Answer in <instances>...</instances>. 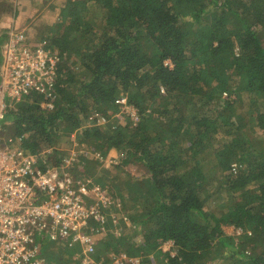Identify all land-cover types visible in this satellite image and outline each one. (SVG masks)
Returning <instances> with one entry per match:
<instances>
[{"label":"trees","instance_id":"obj_1","mask_svg":"<svg viewBox=\"0 0 264 264\" xmlns=\"http://www.w3.org/2000/svg\"><path fill=\"white\" fill-rule=\"evenodd\" d=\"M53 11L45 47L60 58L54 107L30 93L3 127L31 154L49 149L40 163L58 165L66 152L57 145L73 133L100 161L123 156L78 174L120 199L139 235L118 218L121 233L97 238L95 258L125 251L157 264H264V0H68ZM122 96L137 121L115 117ZM93 113L107 122L84 125ZM130 162L146 174L120 176ZM227 224L242 233L225 236ZM169 240L174 254L162 250ZM42 253L48 264L74 260L66 245Z\"/></svg>","mask_w":264,"mask_h":264},{"label":"built area","instance_id":"obj_2","mask_svg":"<svg viewBox=\"0 0 264 264\" xmlns=\"http://www.w3.org/2000/svg\"><path fill=\"white\" fill-rule=\"evenodd\" d=\"M1 53L0 264H44L41 257L46 244L78 246L80 264H157L125 251L109 254L106 261L95 258L97 238L109 230L117 234L118 218L125 224L130 221L123 213L117 216L114 210L109 215L114 227H108L107 211L120 208L121 203L90 178L76 174L80 157L91 154L83 145L69 149L58 165H49L45 160L40 163V156L50 152L49 149L31 154L22 146L21 136L4 135L7 112L15 109L26 95L40 93L41 106L54 107L60 58L56 50L31 45L26 33L15 28L10 29ZM165 64L171 66L169 61ZM116 103L137 121V110L128 104L126 96ZM85 121L87 125L102 126L107 117L93 113ZM237 230L242 233L240 228ZM163 246L175 253L173 241L161 245L165 250Z\"/></svg>","mask_w":264,"mask_h":264},{"label":"rangeland","instance_id":"obj_3","mask_svg":"<svg viewBox=\"0 0 264 264\" xmlns=\"http://www.w3.org/2000/svg\"><path fill=\"white\" fill-rule=\"evenodd\" d=\"M29 1L32 2V0H29ZM67 1L68 0H33V3H37L39 5V8H38L36 16L32 19V21L37 19V22H36L37 29H36V31H34L36 37L32 36V35L30 36L29 35L30 33L29 34L26 33V35L30 39L31 45L37 46V45L40 44L42 46H45L46 44H48L49 37H50V35H52L51 34L52 33L51 21H52L53 15H54L53 8L55 6H57V5L63 6L65 4V2H67ZM37 4H36V6L38 7ZM69 62L72 63V64H73V62H75L73 64V66L74 65L75 66L78 65V66H76V68L80 69V67H81L80 63L78 62L76 57H75V59L73 57L70 58ZM231 97H234L233 94H232ZM126 116H130V113L122 108V112H120L119 115L117 114V116H115V117L118 118V120L125 122ZM248 116H249V114H248ZM82 121H83V124L86 125V121H85V117L84 116H82ZM5 134H10V133L7 132L6 129H5L4 135ZM71 137H72L71 140H69L70 138H65L64 137L57 146L61 150L65 151V152H67L69 149L78 147L79 146V142H78L76 133H73L71 135ZM218 138H220V137H218ZM87 157H88V158H86L87 160H84V159L79 160V164H78V166L76 168V174H79V175L83 174L82 171H86L87 173L89 171H91L92 173H95L97 170H99V168L101 166H107L108 167V165H110V164H117L118 162H120V158H122L123 156H119V158L117 157L118 159L117 158L116 159L111 158L112 159L111 162H110L109 158L100 161L98 159V157L101 158V156H96L93 153L92 154H88ZM207 164H208V160H205V161L202 162V165H204V166H206ZM207 169H208V167L206 168V170ZM119 173H120V176H122L123 178H127L128 175L141 178L142 176H144L146 174V170L144 169V167L141 164L135 163V162L134 163L130 162V163L122 164ZM130 176H128V177H130ZM216 186H217V182L216 183L213 182V184L210 185V188L214 190L216 188ZM118 201H119V203H121V206H120V208L117 207L116 210H120V211H122V213H125L123 211V205H124L123 202L120 199H118ZM126 204L128 205L129 203L126 201ZM126 204H125V206H126ZM126 207H125V209H126ZM205 208L207 210L209 209L208 203L206 204ZM120 219H122V218L120 217ZM123 225H124L123 226L124 227V231L128 235H132V238H135L136 236L139 237V235H135V236L133 235V233L137 230V227L134 226L132 223L131 224H129V223L128 224H123ZM223 230H224V235L227 236V237L236 238V236L241 234V233H239V234L237 233V231H238L237 228H235L233 225H229V224L224 225L223 226ZM120 233H121V231H120V228L118 227V233L117 234H120ZM53 245L54 244H50V247H52ZM163 248H165V250H167L168 246H163ZM69 249L72 250L74 253H77V259H76V256H74V254H73L72 259H74V260H71V262H68L67 264H80L78 262V253H79L80 248L78 246H72V247H69ZM41 259H42V262L44 264H48L49 262H51L49 260L48 256L45 255V254L42 255ZM100 259L103 260V258H100ZM154 262H156L155 257H154ZM213 264H219V263L217 262V263H213Z\"/></svg>","mask_w":264,"mask_h":264},{"label":"crops","instance_id":"obj_4","mask_svg":"<svg viewBox=\"0 0 264 264\" xmlns=\"http://www.w3.org/2000/svg\"><path fill=\"white\" fill-rule=\"evenodd\" d=\"M36 4L33 3V0L32 2L29 0H0V65L2 63V47L7 41L11 28L22 30L27 34L30 33V36H35L34 31L37 29V19L34 21L32 19L36 16L39 8V5L37 4V7ZM110 156L112 155L107 157L109 160L111 159ZM123 224L125 223L123 222ZM73 254L77 259V253Z\"/></svg>","mask_w":264,"mask_h":264}]
</instances>
